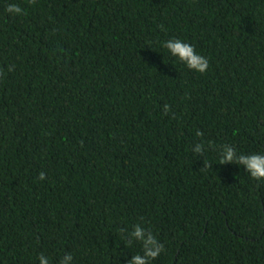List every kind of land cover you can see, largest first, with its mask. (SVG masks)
Listing matches in <instances>:
<instances>
[{
  "label": "trees",
  "instance_id": "trees-1",
  "mask_svg": "<svg viewBox=\"0 0 264 264\" xmlns=\"http://www.w3.org/2000/svg\"><path fill=\"white\" fill-rule=\"evenodd\" d=\"M226 144L264 152V0H0V264H128L137 223L149 264H264V180Z\"/></svg>",
  "mask_w": 264,
  "mask_h": 264
},
{
  "label": "clouds",
  "instance_id": "clouds-1",
  "mask_svg": "<svg viewBox=\"0 0 264 264\" xmlns=\"http://www.w3.org/2000/svg\"><path fill=\"white\" fill-rule=\"evenodd\" d=\"M7 11L13 15H22L24 9L18 3H11L8 5ZM164 47L172 56L182 61L187 68L192 69L196 73L203 74L208 70L209 59L198 52L195 46L183 39H170L165 42ZM199 135V133H197ZM204 149L203 144H197L194 151L200 153ZM220 159L223 163L235 162L239 165H243L247 173L256 180H264V152H251L237 154L230 144L223 146ZM40 179H44V174L41 173ZM131 235L141 241L143 252L137 253L132 256L128 261V264H149V262L158 256L163 251V245L159 242L157 236L153 232L148 231L140 223L134 226ZM39 264H50V258L40 253L37 257ZM73 260L71 253L64 255L59 261V264H70Z\"/></svg>",
  "mask_w": 264,
  "mask_h": 264
}]
</instances>
